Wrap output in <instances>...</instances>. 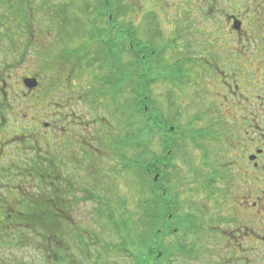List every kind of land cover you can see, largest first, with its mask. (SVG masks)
<instances>
[{"label":"rangeland","instance_id":"374dc122","mask_svg":"<svg viewBox=\"0 0 264 264\" xmlns=\"http://www.w3.org/2000/svg\"><path fill=\"white\" fill-rule=\"evenodd\" d=\"M102 1L0 0V120L10 121L11 125L20 122L18 137L27 135L21 130L34 127L30 124L33 121L66 122V132L59 139L63 179L56 186L61 189L62 185L65 191L63 205L71 211L68 215L73 217V227L87 233L82 234L81 250L72 247V239V245L66 241L68 250L56 251L53 243L48 254L47 240L32 237L33 229L21 226L16 231L25 235L20 237L22 244L18 239L8 245L0 241V264H134L123 249L128 238L134 243L132 249L139 252L157 246L150 238L151 231L166 229L148 222L151 217L147 211L152 212L154 207L151 187L134 171L136 161L149 156L134 143L124 150L126 137L122 131L125 133L127 126L135 135L141 132V137L134 140L142 146L150 141V157H164L161 145L169 138L162 139L157 131L151 141L140 120L142 114H132L137 99L132 91L135 86L138 94H148L155 113L180 130L173 136L175 146L161 182L164 195L180 202L178 216L193 213L199 217L203 212H197V208L206 203L207 207L212 200L221 203L225 199L240 205L249 192L251 177L256 176L257 196L253 201L258 202L261 211L259 227L264 236V93L261 89L255 92L257 96H251L254 80L250 83L245 79L247 69L241 71L232 64L236 41L227 24L228 16L244 22L243 41L237 47L239 51L242 46L244 65L249 66L251 59L246 52L249 54L247 50L256 45L254 35L259 27L251 17L252 0H241L244 3L239 6L230 0H107L113 9L114 24H124L136 34L128 44L130 58H125L121 48L125 45H120L124 35L115 33L111 38L108 16L99 18V11L93 8ZM216 50L224 62L218 60ZM144 57L143 63L157 68L147 71L149 68L139 62ZM216 69L225 70L228 81L238 77L242 85L235 95L232 92L238 80L231 81V88L226 85L227 91L213 88L215 78L208 83L207 73ZM221 77L227 82V77ZM24 79H36L40 89L31 92ZM226 93L229 99H225ZM214 98L223 100V109L214 111L212 106L218 103ZM4 129L11 127L7 124ZM54 141L48 145L40 142V151L48 146L54 155ZM25 144L32 146L33 142ZM19 149L27 156L33 155L24 151L23 143ZM259 149L262 153L256 157L255 168L249 157L257 156ZM127 159L130 162L124 170ZM205 173L217 182L212 189L207 185L209 178L204 186L193 184ZM30 176H20L16 181L2 178L3 214L12 192L18 202L22 197L32 201L36 196L46 198L40 181L28 180ZM229 181L234 186H228ZM10 185L16 186L14 191L8 189ZM224 190L225 198L217 195ZM241 206L244 216L241 213L239 224L243 226L245 206ZM175 220L183 234L181 220ZM202 226L199 224L191 237L185 235L189 236L187 231L176 237L188 249L189 241L202 240ZM55 228L61 231L60 224ZM175 241L171 234L162 246H157L168 253L167 259L158 264L205 263L204 258L190 263L180 254L174 256ZM246 243L244 239L243 249ZM260 244L256 264H264V244Z\"/></svg>","mask_w":264,"mask_h":264},{"label":"flooded vegetation","instance_id":"af4514ba","mask_svg":"<svg viewBox=\"0 0 264 264\" xmlns=\"http://www.w3.org/2000/svg\"><path fill=\"white\" fill-rule=\"evenodd\" d=\"M230 1H236L237 6L242 5L244 1L241 0H230ZM238 11V10H236ZM113 9L110 8L109 13V19L110 22H113ZM251 17L254 18L255 22L257 24L259 23L258 28H256V32L254 35L256 45L251 49H248L247 51H250L248 54L246 52L247 57H249L251 60L249 61L250 65L245 66L244 65V58H243V49L242 46L240 47V50L238 51L239 47H237L238 43H242L243 41V35H244V22L241 21V19L238 20V17L234 16H228L227 18V24L229 25V28L231 27V33L234 34L235 39V55L231 56L233 59L232 64L243 71V69H247L245 79L249 80L250 83L252 82L253 85V94L255 92H258L259 90L263 89L262 92L264 93V0H252L251 5ZM260 18V19H259ZM234 21L241 22V30L236 31L234 30ZM256 24V23H255ZM263 25V26H262ZM107 31L109 32V36L112 38L115 36V33L121 34L122 32L124 35L123 40L120 42V45L124 44L125 48L121 47L124 56L130 58V45H128L132 38L136 35L134 31H132L129 27H126V25H116L114 23H110L107 26ZM212 32H216V30H212ZM258 35V36H257ZM232 38V37H231ZM226 43V41H225ZM215 51L216 57L218 58L217 52ZM231 55V54H229ZM128 58V60H129ZM213 60V59H210ZM220 60V58H218ZM221 62H224V57H221ZM126 64L130 65V61H126ZM228 62H225L227 64ZM246 63V62H245ZM224 66V64H223ZM210 68H214L213 64L209 65ZM239 73V72H237ZM227 77V82L223 81V77ZM260 76V77H259ZM228 74L225 72V70L216 69L215 71L208 72L207 73V80L210 84L211 79H216L217 82L215 84L216 86L220 88V90L224 91L226 89V85L230 86L231 88V81L233 82L234 79L238 80L237 76H234L233 79H230L228 81ZM25 80V79H24ZM23 80V81H24ZM234 87V91L232 92V95H235L236 92L240 89V85H242L241 82H236ZM223 86V88H222ZM40 86H38L35 91L39 90ZM219 90V89H218ZM34 91V90H33ZM31 91V92H33ZM242 91V88H241ZM243 93V92H242ZM51 96V95H50ZM225 99H229L230 96L228 93H226ZM53 95L51 96V98ZM224 98V97H223ZM218 103L216 106H212L214 111L218 110V108L223 109L224 102L219 101V99L214 98L213 101H217ZM58 104V103H57ZM255 103H252L254 105ZM59 106V105H57ZM232 106V105H231ZM54 106L49 107L51 109ZM215 107V108H214ZM59 108V107H58ZM62 108V107H61ZM66 109V108H65ZM12 122H7L5 120H0V187L2 186V178L5 180H11L16 181L20 178V176L27 177L28 174H33L34 172H45L44 174L49 175V177H53V180L57 179V183L62 182V172H61V153L59 151L60 149V141L59 139L63 134L66 132V122L64 120H57L52 121L48 123H40L38 121L30 122L34 127L26 128L28 126H25L23 131L24 133H27V135L23 137H18L17 134L19 133V123H14L15 125H11ZM6 124V125H4ZM7 124L11 127V129H4L6 128ZM33 142L32 146H29L25 144L27 141ZM49 140V142H47ZM52 140H55L56 143V149L54 155H51L50 152L47 150L48 146H45L42 151H40L41 148H39L40 142H44L47 145L51 143ZM23 143V149L24 151H31L33 152L32 156H27V154H23L22 151H20L19 147L20 144ZM19 155V156H18ZM22 157L21 160H19V157ZM53 156V157H52ZM256 161H253L254 167L258 168V164L255 163ZM47 165V167H44ZM44 167L42 170L40 168ZM21 174V175H20ZM251 175V174H250ZM256 176L251 177L250 186L248 184L249 192L245 195L244 199L241 201L240 205L237 204L235 201L233 203L227 202L225 199L220 202L211 201V203L208 202V205L206 207V204H202L200 208H197L200 212L202 210L203 215H200L199 217L196 216L197 224H202L204 231L200 234L202 235V240L200 241H189L191 242L190 246H187L188 249H186L185 245L181 241V238L176 237L177 235H181L179 231V227L175 225L176 221H174L172 227L173 228V234L176 238L175 241V247L176 252L174 256L180 254L181 258H187V261L190 263L201 261L202 258H204L205 263L204 264H256L258 259V250L261 246L260 243L264 244V236L260 235L261 229L259 227L260 222V214L261 211L259 209L258 202H254L253 198L257 196L255 186L257 184ZM215 184L213 179H211ZM228 186L229 184L231 186H234L233 181L227 182ZM214 184V185H215ZM226 186V185H225ZM16 188L15 185L8 186V189L14 191ZM11 191V192H12ZM217 194V191H213ZM222 193H218L217 195L222 196L225 198V192L221 191ZM247 192V190H246ZM212 194V193H211ZM64 195V191L61 185L60 189V196ZM213 197V196H212ZM211 197V198H212ZM241 197V196H240ZM238 199V198H237ZM251 205L249 206V200H251ZM173 211L175 210L176 213H172L175 216H178L180 207L178 200H175L173 198ZM245 202V204H244ZM214 204V206H213ZM245 206V217H244V224L243 226H240L239 224L242 221V215L244 216L242 212V206ZM18 205L17 197H14V193L10 195V199L8 202V205L6 207L8 208H14ZM4 207L2 204V196H0V222L3 220V210L1 207ZM241 206V207H240ZM7 209V208H6ZM70 210L65 207L64 210H60V216L62 217L61 222V231H59V236L56 237V235H51L50 229L46 230L45 232H39L38 230H34L33 234H31L32 237L40 238V239H59V243L57 246V251L60 249H66L68 250L69 247L66 244V241L72 245V239H74V243L72 247L77 250H81V238L82 234H87L80 232L79 229L76 227L74 228L72 225V218L70 215H68V212ZM71 212V211H70ZM194 215L193 213H191ZM189 215V214H188ZM195 216V215H194ZM172 218V215L169 216ZM70 222V223H69ZM69 223V225L67 224ZM64 224V226H63ZM68 225V226H67ZM231 225L235 226L234 229H231ZM47 227V226H45ZM242 227V228H241ZM230 228V229H229ZM183 235V234H182ZM192 233L187 235V237H191ZM199 235V237H200ZM198 237V238H199ZM196 238V240L198 239ZM246 240L245 249H243V240ZM55 245H57L55 243ZM83 245V243H82ZM178 249V250H177ZM181 249L182 253L179 252ZM264 250V248H263ZM227 253V256H225ZM264 254V252H263ZM179 256V257H180ZM246 256H250V259H248ZM161 257V256H160ZM76 258V257H75ZM227 258V259H226ZM75 260V259H73ZM72 260V261H73ZM75 264V263H73Z\"/></svg>","mask_w":264,"mask_h":264},{"label":"trees","instance_id":"16d2710c","mask_svg":"<svg viewBox=\"0 0 264 264\" xmlns=\"http://www.w3.org/2000/svg\"><path fill=\"white\" fill-rule=\"evenodd\" d=\"M101 3L102 4L100 5L98 4L96 7L95 6L93 7L94 10L100 11V13H102L101 11H103L104 13V14L103 13L99 14L98 17L106 18L108 16V19L106 21L108 25L110 23H114V22H110L109 19V13H110L109 2L107 0H103ZM132 53H133L132 55L138 54L135 52ZM139 59H140L139 62L141 61V63H143L142 60L145 61V57ZM143 65H146V67L149 68L147 70L149 72H152V69L154 70V67H156V65L154 67L149 66L148 63L145 62L143 63ZM157 80L155 82H157ZM146 83L149 84L150 82H146ZM142 90L144 89L142 88ZM132 91L133 93H135V97L137 98L136 102L132 106V114L135 116L136 114L137 115L142 114L143 117L141 116L140 120L143 122V125L147 127L148 135L152 137L151 141L154 139V135L156 134L157 131H159L162 139L166 137L169 138V139H163V143L161 145L162 151H165L164 157L162 158L156 156L150 157L151 155V150H150L151 146H149L150 141L147 143V145L142 146L140 142L134 140L141 137L140 135L141 132H138L135 135L136 132H134V130L131 131L129 128L127 129V126L125 133L124 131H122L123 135L126 137V141L124 142L125 145L123 147L124 150L128 149V147L133 143L138 144L141 146L144 152H146V155L150 157V158L148 157L145 159H141L140 161H136L137 163L135 167L137 169H135L134 171H137L139 173L140 178L143 179V181L148 182V184H150L152 191L151 193L154 198L153 200L154 207H152V212L147 211L148 215L147 214L146 215L151 217V219L148 222L153 221V224L156 225L155 227L162 226L163 229H166L165 232L163 230L162 232H159V230L157 231L154 230L153 232L151 231L150 238L154 240L155 243H157V246H162L164 238L168 237L171 234L174 236L173 228H169V227H172L174 221H176L175 220L176 217H178V219L181 220V227L184 228L182 230L183 234H185L186 231L188 232V234H190L194 230H196V228L198 227L197 224L198 220L196 219V216L192 214L185 215L184 217L175 216L172 214L173 212L170 214V211H173V207H172L173 202L168 198L167 194L164 195V190H163L164 188L161 187V182L166 176V168H168V164L171 160L172 148L175 146L173 141V136L179 133L180 131L179 128L175 127L174 131L173 132L171 131V128L174 127L173 124L166 123V121L163 120V118L159 115V113H155L153 111L151 103L149 102L148 94L146 92H144L142 95L138 94V86H135ZM153 115H155L154 118L152 117ZM1 117H3V115H1ZM192 132L195 131L192 130ZM198 135L200 134L198 133ZM132 136H134V138H132ZM258 151L261 150L259 149ZM177 152L180 151H178L177 149ZM129 162L130 159H127V162L124 163V170L127 169L126 167ZM164 162L166 164H164ZM43 168L44 167L40 168V170H42ZM44 173L45 172L41 173L40 171L34 172L33 173L35 174L34 177H31L30 175H28L27 177L30 176V179L28 178V180H31L32 178H37L38 181H40L43 190L42 194L45 195L46 198L42 196L41 197L36 196L35 197L36 199L32 201V199L30 200L29 197H22V199L19 200L18 205L13 209L4 208L6 214L5 213L2 214L4 218L2 222H0V224H2V226L0 227V241L2 240L3 244H7V245L11 243L14 244L15 239L16 240L18 239V241L22 244L23 241L20 240V237L25 238V235L23 233L19 235V233L16 231L19 230L21 226H26V228L28 229L31 228L33 229V231L38 230L41 233L50 229V233L52 237L53 235H56V237L59 236V230H57L55 226H58L60 224L61 227L60 221H62V217L60 216L59 211L64 210L65 208L63 205L65 191H64V195L60 196V188L56 186L58 180L57 179L53 180V177H49V175L47 176V174ZM156 177H158L157 182H155ZM208 178L209 181L207 184L206 180ZM211 179L212 177L210 175H206L205 173L201 178L196 177L195 182L193 184L194 186L200 184L204 186V184H207L209 187L211 186L212 189L214 182ZM170 215H172L171 219L169 218ZM183 219L185 220L184 224L182 223ZM7 221L10 222L7 223ZM185 235L187 236V234ZM138 237L137 239H139ZM45 240H47V246L49 245L46 251L48 252L49 250L48 254L50 253L52 246H54L53 243L57 244L53 247L57 251L59 239L52 238ZM130 241L131 240L129 238L128 241H125L123 249L127 252V254H129L132 257V259L134 260V264H158V262H160L161 260H166L168 257L167 255L168 253L166 254L167 249L158 250L157 246H149L144 250L141 249L142 251L139 252L137 249H132L134 243L133 241L131 242ZM129 242L131 243L130 248L128 247ZM159 254H162V256L161 257L158 256Z\"/></svg>","mask_w":264,"mask_h":264},{"label":"water","instance_id":"95a60500","mask_svg":"<svg viewBox=\"0 0 264 264\" xmlns=\"http://www.w3.org/2000/svg\"><path fill=\"white\" fill-rule=\"evenodd\" d=\"M241 22H239V21H235V23H234V30H236V31H240L241 30ZM23 83H24V85H25V87L28 89V90H30V91H33V90H35L37 87H38V85H39V83H38V81L36 80V79H25L24 81H23ZM171 131L173 132L174 131V128H171ZM257 153V156L258 155H261V153H262V151H257L256 152ZM257 156H250L249 157V160L251 161V162H253V161H255L256 160V157ZM157 180H158V177H156L155 178V182H157ZM159 256H161V255H159Z\"/></svg>","mask_w":264,"mask_h":264}]
</instances>
